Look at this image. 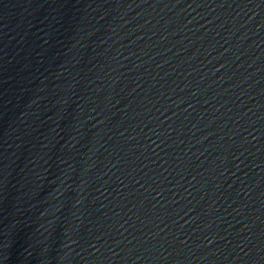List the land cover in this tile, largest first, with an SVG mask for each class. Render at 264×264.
<instances>
[{
    "label": "water",
    "instance_id": "obj_1",
    "mask_svg": "<svg viewBox=\"0 0 264 264\" xmlns=\"http://www.w3.org/2000/svg\"><path fill=\"white\" fill-rule=\"evenodd\" d=\"M135 264H264V108L186 194Z\"/></svg>",
    "mask_w": 264,
    "mask_h": 264
}]
</instances>
